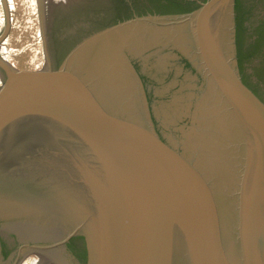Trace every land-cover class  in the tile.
<instances>
[{
	"label": "water",
	"instance_id": "water-1",
	"mask_svg": "<svg viewBox=\"0 0 264 264\" xmlns=\"http://www.w3.org/2000/svg\"><path fill=\"white\" fill-rule=\"evenodd\" d=\"M234 1L199 2L182 18L214 95L210 127L191 129L235 158L230 211H221L201 159L151 124L125 38L95 73L80 63L90 45L127 23L94 35L60 67L16 68L0 58V217L31 215L10 203L21 190L58 209L75 198L84 214L63 220L60 235L48 233L45 252L80 233L88 264H136L145 244L151 264H264V101L227 58Z\"/></svg>",
	"mask_w": 264,
	"mask_h": 264
},
{
	"label": "rangeland",
	"instance_id": "rangeland-1",
	"mask_svg": "<svg viewBox=\"0 0 264 264\" xmlns=\"http://www.w3.org/2000/svg\"><path fill=\"white\" fill-rule=\"evenodd\" d=\"M180 1L74 0L68 2L66 6L56 5L49 12L46 0H42V8L40 0H0V58L9 61L16 68H42L46 65L47 38L53 51L55 42L68 49L73 45L77 34L83 35V31H94L103 20L113 17L115 13L119 15L124 9L135 8L136 3L142 6L146 4L145 2L173 6ZM257 3L254 11L255 23L264 20V0ZM166 19H148L147 22L141 23V26H137L139 24L137 23L130 27H140V29L137 28L133 33L123 36L125 38L123 49L132 60L141 61L144 66L161 75L159 90L163 96H166L162 104V109H165L163 110L165 123L173 125L177 130L180 124L186 129L187 144L185 145L182 140L180 147L185 146L188 152L194 151L195 157L201 159L203 171L212 180L218 204L225 213V210H231L226 203L233 194L235 158L222 153L223 146L219 139L207 138L191 129L192 126L187 127L184 122L188 117L200 119V116L209 112L206 106L195 99L197 94L193 91L196 85L194 78L182 83L183 87L180 90L169 93L170 84L165 83L162 75L172 65L174 50H186L189 46L185 43L187 38L181 24L182 20L175 25ZM6 27L8 30L2 38ZM262 48L263 44H255L253 49L255 53L251 61L252 71L259 79L263 76ZM81 64L83 68L95 73V70L100 69L99 55L95 57L85 55ZM165 136L177 141L172 134ZM54 254L58 261H62L59 250H54ZM28 256L27 254L24 259ZM66 257L68 260L71 257L68 252Z\"/></svg>",
	"mask_w": 264,
	"mask_h": 264
},
{
	"label": "flooded vegetation",
	"instance_id": "flooded-vegetation-1",
	"mask_svg": "<svg viewBox=\"0 0 264 264\" xmlns=\"http://www.w3.org/2000/svg\"><path fill=\"white\" fill-rule=\"evenodd\" d=\"M176 4L177 3H174L172 7L165 6L161 9H157L158 12H155L154 9H153V12H150L148 8H145L144 6L141 8L124 9L121 12H119L120 13L119 15H116L115 13L113 14V17H109L103 20L102 23H100V25L96 29H94V31H83V35L80 33L77 34L78 36L75 38L73 45L68 49L63 47L59 42L58 43L55 42L54 51H53L51 49L50 41L47 38L45 42L46 65L51 64L54 67H60L61 65L65 64L68 61L69 57L74 52H76L79 49V47H81V45L84 44V42H86L88 39H90L94 35L101 33L105 30H108L114 26L127 24V23L129 24L130 27L135 26L137 23H139L137 24V26L138 25L141 26V23L147 22L148 19H162V18L166 19L167 17H169L166 19L167 21H171L173 24L177 25V23H181L180 20H182V18L183 19L186 18L187 15L193 12L190 11L182 15H176L175 14L176 11L178 10L184 11V9H188V8L177 9V7L175 6ZM180 5H185V4L181 3ZM181 24H182L183 31H185L186 38H187L185 43L188 44L189 48L186 50L175 49L174 50V53H175L174 60L178 58L177 53H181V55L187 57L188 60L192 62L193 66L195 67L197 66V70L200 72L202 71L203 66L196 52V47H195V43L193 40V34L191 31L190 23L189 22L184 23L182 21ZM233 41H234V37L232 34V42L229 45V47L232 46ZM122 52L127 58L132 69L134 70L138 78V82H140V85L143 88L141 79L137 72V68L138 66H140L142 69H145V70H148L149 68L144 66L141 61L136 62L135 60H132V57H130L127 51L123 49V46H122ZM175 66H176L175 62L173 61L172 65H170L168 70L165 71L166 75L163 76L164 81L171 67H175ZM244 66L246 68V73L249 74L250 79H252V81L255 84L259 85L261 90H264V68L262 72L263 74L262 79H259L253 73L252 68H251V63L248 65L244 64ZM155 74L160 75L159 73H155ZM191 78H194L196 81L195 83L196 85H194V90H193L197 94L195 99L198 100V103L200 102L203 106H206L208 110L211 109L212 100L214 99V95L212 92H210L211 90L209 88L208 77H207V73L205 69L203 71V74L201 73L202 80L200 82L196 74H191V75H187L185 80H182L181 82H179L178 80H172V81H168L167 84H170V88L177 87L178 88L177 90H180L183 87L182 83H186L187 81L191 80ZM159 84H161L160 80H159ZM202 116H204L205 118L204 117L202 118ZM202 116H200V119L192 117L191 120L193 123L198 122L197 125L201 124L203 129L206 130L205 128L206 126L210 127L209 123L207 122L209 121V118L211 117V115L209 114V112H207L205 115H202ZM177 128L179 132L181 133L180 141L184 140V144L186 145L187 144L186 139H185L186 129L181 127V124ZM180 148L187 156H191L194 162H197L199 157L198 159L195 157L194 151L188 152L185 149V146L184 148L182 147ZM198 164L200 165L202 163L198 160ZM201 172H203V174L205 173L204 171H201ZM31 219L43 221L45 220V212H43L41 216L34 214V215L22 216L21 218L14 217L11 219H2L0 217V264H20L27 254L31 255L32 253H36L37 251H42L45 254L44 247L52 245V242H48V240H45V238H48V234L45 235V229L43 230L42 238H32V237H26L22 235L23 233L17 227L21 223L29 222ZM39 248L41 250H37ZM55 250H59V252L61 253L60 256L62 258V261H58L56 257L55 261H51V262L49 261V263L55 262L54 264H81V257H82L83 264H88L87 247H86L85 238L80 233L72 234L66 241L65 240L62 241V244L58 245L57 248H55ZM67 252L71 256L69 257V260L66 259ZM53 253H54V250H53Z\"/></svg>",
	"mask_w": 264,
	"mask_h": 264
},
{
	"label": "trees",
	"instance_id": "trees-1",
	"mask_svg": "<svg viewBox=\"0 0 264 264\" xmlns=\"http://www.w3.org/2000/svg\"><path fill=\"white\" fill-rule=\"evenodd\" d=\"M206 0H181L175 6L177 9L188 8L182 10H178L175 12L176 15H182L187 12H193L199 8V2H204ZM257 1L261 0H235L233 7V37L234 41L231 47L227 49V58L230 61V65L236 74L241 77V80L260 98L264 101V90H261L259 85L255 84L252 79H250L249 74L246 73V68L244 64H250L252 58L254 57L255 44H263L262 53H263V68H264V20L255 23L254 20V11L256 6L258 5ZM143 6L148 8L150 12H158L157 9H161L165 6L172 7L167 4H155L153 2H145ZM181 3L185 5H180ZM141 4L136 3L134 5L135 8L143 7ZM172 11V10H171ZM166 13V12H164ZM162 13V14H164ZM128 18V17H126ZM125 18V19H126ZM178 58L173 60L175 62V67H171L167 77L165 78V83L172 80H178L181 82L185 80L187 75L196 74L198 76L199 82L202 80L201 73L202 71L197 70V66H193L192 62L188 60L187 57L181 55V53H177ZM172 61V62H173ZM143 70V72H142ZM137 72L141 79L143 85V94L145 98L146 105V114L151 124L159 130L164 135L172 134L177 141H175L178 147L182 146L180 143L181 133L179 130L175 129V127L171 124L165 123L164 120V112L162 109V104L166 100L164 99L166 96L161 94L159 90L161 84H159V80L161 78L160 75L155 74L154 70L142 69L140 66L137 68ZM166 73H163L162 77L165 76ZM198 82V83H199ZM177 87H171L169 93L176 91ZM191 117L184 119L187 126L196 127L197 130H203L201 124L197 125L198 122L193 123ZM81 264H83L81 257Z\"/></svg>",
	"mask_w": 264,
	"mask_h": 264
},
{
	"label": "bare ground",
	"instance_id": "bare-ground-1",
	"mask_svg": "<svg viewBox=\"0 0 264 264\" xmlns=\"http://www.w3.org/2000/svg\"><path fill=\"white\" fill-rule=\"evenodd\" d=\"M70 1L74 0H46V7L47 10L50 12V10L56 5L66 6L67 3ZM137 28L140 29V27H127L124 28L122 31L113 34L112 38L110 39L106 38L101 42H94L80 56V63H82V60L85 58V55H90L91 57L99 55L100 59H112V46L122 42L124 35H128L131 32L133 33V31H135ZM2 187L3 185H0V188ZM74 190V194H77L81 198L82 196L79 190H77L75 187ZM63 195L69 196L71 194L63 192ZM37 201H35L31 193L25 192L23 190L13 194L10 199V203H13L16 207V210L20 212L29 209H31L29 210L31 212V215L39 214V212L41 211L50 212L46 221L31 219L29 222L21 223L17 227L23 233L22 235L26 237L42 238L44 229L46 231L45 235L48 233H51L53 235H60L63 230V228H61V222H63V220L70 216L78 217L79 215H82L85 212L83 201H79V199L75 198L68 199L65 205L60 209L53 206L52 203L46 204L45 200H39V202ZM152 256V244H145L143 250L134 259L136 261V264H151ZM55 258V254L53 252H45L44 254V252L42 251H37L36 253H32L31 255H29L21 264H54L55 262L49 263V261H55Z\"/></svg>",
	"mask_w": 264,
	"mask_h": 264
}]
</instances>
